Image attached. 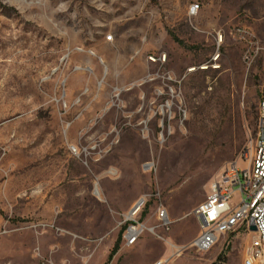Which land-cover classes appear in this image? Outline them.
Segmentation results:
<instances>
[{
  "label": "rangeland",
  "instance_id": "374dc122",
  "mask_svg": "<svg viewBox=\"0 0 264 264\" xmlns=\"http://www.w3.org/2000/svg\"><path fill=\"white\" fill-rule=\"evenodd\" d=\"M263 67L264 0H0V264H107L120 235L108 264H242L253 234L199 252L194 210L248 163ZM144 194L169 229L126 246Z\"/></svg>",
  "mask_w": 264,
  "mask_h": 264
},
{
  "label": "built area",
  "instance_id": "2783aa9c",
  "mask_svg": "<svg viewBox=\"0 0 264 264\" xmlns=\"http://www.w3.org/2000/svg\"><path fill=\"white\" fill-rule=\"evenodd\" d=\"M199 3L192 4L190 15H196ZM107 41H114V34L107 36ZM79 51H87L96 55L93 49L85 50L78 47ZM152 61H165L166 55L150 56ZM102 62V61H101ZM82 69L76 65L73 71ZM85 70L92 68L86 67ZM66 79L63 80V83ZM88 91L85 88L82 94L68 103L67 91L55 100L67 110L81 102V96ZM121 89L116 87L107 106L112 107L120 100ZM71 123H69L70 125ZM68 125V126H69ZM77 156L85 151L72 147ZM247 165L241 166L238 161L228 163L219 175L212 180L207 198L194 210L199 222L200 231L193 247L199 252L209 251L219 240L220 236L238 229H244L248 234H253L245 249L242 264H264V67L261 80L260 100L256 136L252 140L249 152L243 159ZM152 194L140 196L131 206L125 218L124 240L126 246L135 245L146 231L155 233L157 226L169 229L171 219L164 206H160L155 214L158 224L148 225V209ZM255 225L256 230L251 226ZM170 258H162L155 264H167Z\"/></svg>",
  "mask_w": 264,
  "mask_h": 264
},
{
  "label": "trees",
  "instance_id": "16d2710c",
  "mask_svg": "<svg viewBox=\"0 0 264 264\" xmlns=\"http://www.w3.org/2000/svg\"><path fill=\"white\" fill-rule=\"evenodd\" d=\"M169 33L174 37V39L176 41H178L179 43H183L182 40H180L179 38H177L175 35H173L171 33V31H169ZM245 118L247 121H249V126H253V125H257V120H258V112H257V109L255 108L254 105H251L248 110L245 112L244 114ZM126 225H124L123 227V230L125 229ZM120 244H121V235L118 237L113 249L111 250V253L109 255V260L108 262L110 261V259L113 258V256L118 252V250L120 249ZM222 256L220 255L219 256V259H221ZM107 262V264H108Z\"/></svg>",
  "mask_w": 264,
  "mask_h": 264
},
{
  "label": "water",
  "instance_id": "95a60500",
  "mask_svg": "<svg viewBox=\"0 0 264 264\" xmlns=\"http://www.w3.org/2000/svg\"><path fill=\"white\" fill-rule=\"evenodd\" d=\"M251 229H252V230H256V226H255V225H252V226H251Z\"/></svg>",
  "mask_w": 264,
  "mask_h": 264
}]
</instances>
